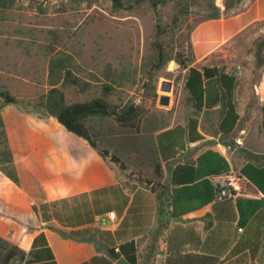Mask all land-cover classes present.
<instances>
[{"label": "crops", "instance_id": "crops-1", "mask_svg": "<svg viewBox=\"0 0 264 264\" xmlns=\"http://www.w3.org/2000/svg\"><path fill=\"white\" fill-rule=\"evenodd\" d=\"M263 21L264 0H243L234 13L200 22L189 36L193 65L232 66L230 53L237 39ZM239 87L235 102L240 120L229 136L218 129L220 108L196 113L185 95L187 114L169 127H186L189 118H197L203 139L162 162V197L151 190L153 183L146 186L134 172L129 176L121 171L55 118L4 107L0 115L20 184L0 171V235L30 252L44 233L57 264H83L96 257L128 264L110 249L130 241L135 242L138 264H264L263 193L242 178L235 199L211 200L219 181L237 175L248 162L259 166L261 159L251 155L264 156V72L258 95H238ZM210 152L226 160L228 173L220 174L218 158ZM184 164L195 167L208 185L182 193L177 208L182 213L173 217L172 173ZM110 212L117 220L102 225Z\"/></svg>", "mask_w": 264, "mask_h": 264}, {"label": "trees", "instance_id": "trees-1", "mask_svg": "<svg viewBox=\"0 0 264 264\" xmlns=\"http://www.w3.org/2000/svg\"><path fill=\"white\" fill-rule=\"evenodd\" d=\"M19 0H0V12L13 8ZM33 2H47L49 0H31ZM243 0H222V6L217 0H112L113 7L119 11L133 12L143 6L152 10L164 8L169 5L173 8L172 29H181L185 21L194 12L197 13V24L207 20H219L223 16L230 15L242 4ZM195 25V26H196ZM258 27H263V22H258ZM195 26L191 27L194 30ZM160 30L161 27L158 26ZM155 56L152 64L153 71L162 70L167 63L173 60L160 40L155 42ZM250 53L255 59L256 84L261 82L264 72V34L254 40L250 47ZM48 63V86L47 93L35 103H25L8 91L0 90V112L9 105L17 107L28 114L40 119L55 118L68 131L84 138L95 148L104 159H109L123 172L132 169L144 180L146 186L163 196L161 189L166 186L162 184L164 179L162 162H168L175 158L189 143L203 139L199 133V120L191 117L187 120L186 127L177 125L170 128L164 120L147 119L142 106L133 102L113 104L108 98L113 96L115 87L109 74L106 78L109 83L103 86V95L86 102L68 103L65 88L75 87L84 89L85 83L82 77L75 71V58L69 53L57 52L54 47L49 48ZM175 63L186 72L184 80V92L188 103L196 113L214 108H220L221 120L218 125L219 132L229 136L232 134L240 120L237 112L235 97L237 87L240 86L238 74L228 72L225 67L199 68L194 66L195 58L192 51L177 53ZM147 95L155 92L153 87L147 85ZM263 133H264V107ZM102 122L109 125L105 129ZM98 123L101 127H96ZM104 126V127H103ZM216 156L220 165V174L228 173L230 167L226 160L217 153L210 152ZM258 161L248 162L237 173L239 179L246 178L256 186L264 195V156L251 155ZM0 171L16 185L20 184L19 175L15 168L14 157L9 146L7 133L3 119L0 115ZM153 177V179H152ZM197 174L195 167L189 164L177 165L172 173L171 185L173 186L172 206L173 217L179 216L178 200L181 194L193 192L196 187L208 185L207 180ZM202 180V181H200ZM211 200L227 202L235 199L236 190L232 197L219 198L221 192L219 185L215 186ZM240 199L238 200V204ZM240 206V204H239ZM34 209H36L34 207ZM246 221L241 220L244 225ZM62 235L67 237L65 233ZM113 253H121L128 264H138L137 248L134 241L126 242L118 248L110 249ZM235 249L234 251H236ZM0 264H57L54 254L48 245L44 233H40L34 240L30 252H26L19 245L9 241L0 235ZM83 264H112L104 257L93 258L90 262Z\"/></svg>", "mask_w": 264, "mask_h": 264}, {"label": "rangeland", "instance_id": "rangeland-1", "mask_svg": "<svg viewBox=\"0 0 264 264\" xmlns=\"http://www.w3.org/2000/svg\"><path fill=\"white\" fill-rule=\"evenodd\" d=\"M222 6V0H217ZM171 5L152 10L143 6L133 12L114 9L112 0H19L12 9L0 12V90L25 103H35L48 86L49 48L75 58V71L88 83L84 89L65 88L68 103L86 102L103 95V86L114 80L108 100L144 108L147 119L164 120L168 126L182 122L187 114L184 92L186 72L175 63L177 53L189 52L191 27L198 20L194 12L181 29H172ZM158 26L161 29H158ZM263 27L253 26L235 42L231 65L240 66L238 95H258L254 84L255 59L250 53ZM160 40L173 60L153 71L155 42ZM148 87L155 89L149 97ZM168 95L173 104L163 107L160 97ZM105 129L109 125L102 122ZM96 127H101L98 123ZM130 174H129V173ZM129 176L133 170L126 171Z\"/></svg>", "mask_w": 264, "mask_h": 264}, {"label": "built area", "instance_id": "built-area-1", "mask_svg": "<svg viewBox=\"0 0 264 264\" xmlns=\"http://www.w3.org/2000/svg\"><path fill=\"white\" fill-rule=\"evenodd\" d=\"M262 32L264 34V29L262 30ZM240 69H241V67L238 66L235 69L234 73L238 74ZM239 181H240V179L238 178V176L235 173H231V174L227 175L224 179L219 181L217 183L220 187V190H221V192L219 194V198L222 199L224 197H232L233 190H235ZM116 220H117L116 214L114 212H110L106 215V217H103L101 219V224L106 225V224L112 223Z\"/></svg>", "mask_w": 264, "mask_h": 264}, {"label": "water", "instance_id": "water-1", "mask_svg": "<svg viewBox=\"0 0 264 264\" xmlns=\"http://www.w3.org/2000/svg\"><path fill=\"white\" fill-rule=\"evenodd\" d=\"M159 104L161 106H163V107H168L170 105V96H168V95H162L160 97Z\"/></svg>", "mask_w": 264, "mask_h": 264}]
</instances>
